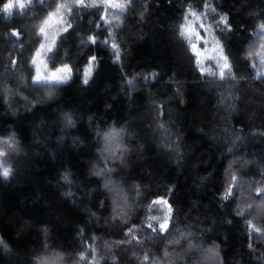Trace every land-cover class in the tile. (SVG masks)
<instances>
[{"label":"trees","instance_id":"1","mask_svg":"<svg viewBox=\"0 0 264 264\" xmlns=\"http://www.w3.org/2000/svg\"><path fill=\"white\" fill-rule=\"evenodd\" d=\"M7 2L0 0V138H14L15 150L0 145L12 169L0 176V264L56 254L58 264H146L147 249L159 264L164 237L180 231L219 241L223 264H264V231L247 226L264 229V64L249 57L264 52V0H31L11 16L2 11ZM189 9L213 24L234 78L200 73L180 35ZM52 13L57 34L45 65H68L64 84L33 79L40 28ZM221 16L231 31H222ZM232 175L234 196L225 201ZM161 198L173 208L169 230L153 232L146 222Z\"/></svg>","mask_w":264,"mask_h":264},{"label":"snow or ice","instance_id":"2","mask_svg":"<svg viewBox=\"0 0 264 264\" xmlns=\"http://www.w3.org/2000/svg\"><path fill=\"white\" fill-rule=\"evenodd\" d=\"M76 5L78 7H88V5L85 4V0H75ZM31 3V0H16V4H18L19 8L23 9L25 8L26 4ZM129 3H131V0H129ZM102 5H106L108 7H123L122 5L115 4L113 0H99V3H97V0H93V6L95 7H101ZM14 6H16L13 3V0H8L7 3L3 5L2 11L6 12L9 16L12 15V11ZM63 7V5H61ZM212 11H215V9H211ZM59 11V9L57 10ZM69 12H71V9H69ZM57 13H52L51 16L49 17V20H46L44 23L48 24L49 21L52 19L53 16H56ZM189 15L192 17H195L196 21H202V16L197 15L195 11H192L189 9ZM63 18L61 17V20ZM184 19L187 21V23L182 24L180 26V35L184 37L187 40V45H188V51L195 57V64L198 66L199 71L202 75L208 74L211 76H217L221 81L229 79V78H234L232 76V64L229 61V57L224 54L225 50L223 45L220 43V41L215 37L211 36V41L209 39L205 38L204 35H202L201 31L199 29H204L205 31H208L209 34L211 35V28L206 27L203 23H200L198 26L195 24V21L189 20L187 16L184 17ZM219 22L224 25V29L222 31H231V25L229 24L227 16H221L219 18ZM71 27V24H67L66 27L63 28L64 32H67L68 29ZM261 28L264 29V25H261ZM40 33L45 36L47 39V33L45 31L44 27L40 28ZM14 35H19V33H14ZM89 41L92 44H96L97 40L94 36H90ZM209 42H211V48H203L202 45H206ZM105 44L108 43V41H104ZM55 45V38H53L51 44H41L40 45V50L36 52V56L39 57L41 56L43 50H47L48 52H51L53 50V46ZM113 49H117V45L113 44L112 45ZM261 49L264 50V45H261ZM260 56L261 57V64H264V52H250L249 57L251 56ZM116 59L117 61L120 60V54L119 51H116ZM209 61H215L216 65L219 68V72H214L212 68L204 67V62L205 60ZM96 60V57L93 56L90 58L89 65L83 70V83L87 84L89 82V77L92 73V62ZM33 64H37V61L34 59L32 61ZM55 67V65H53ZM226 71L228 75L226 76ZM71 68L68 65H64L63 67L56 68L54 71H51L49 74L44 75L41 73L40 66L37 65L36 67V75L33 78L34 82L36 83H52V84H64L67 83L71 79ZM260 76H264V72L260 73ZM152 79H155V75L151 77ZM259 78V77H257ZM145 79H148V77H145ZM119 136V133L113 132L109 134L108 137H106V140L109 142L114 141L116 137ZM0 145H7L9 146V151H14L15 150V144H14V138H9L7 140L0 138ZM8 152L5 151L3 148H0V157H7ZM11 167L8 166L7 160L6 159H0V176L3 178H8L9 175L11 174ZM104 170H93V174L96 176H100ZM108 171H111L109 169ZM65 181L69 179L68 174H65L62 177ZM206 179V178H202ZM237 177L235 175L231 176L230 183L228 187L225 189L224 194H223V200L227 201L229 200L230 197L234 196V188L236 186V181ZM105 188H108V184L105 183L104 185ZM111 191V189H110ZM264 193H261L258 191L257 195H262ZM155 205H164L166 206V212L164 213L163 218L157 215H152L148 217V221L146 222L147 228L150 229L153 232L156 231H166L169 230V222L171 219V214L173 212L172 206L168 203L166 199H158L152 202ZM238 215H243L242 212H237ZM152 221L157 222L158 227L155 226ZM264 222V221H262ZM124 223L127 225V220L124 221ZM247 226L252 228L255 233H261L264 231V229L260 227H256L252 223L251 220H247ZM135 228L132 225H128V231L126 233L127 236H129L131 239L135 240L137 243L140 242L139 237L134 235ZM0 245H4V242L0 240ZM6 247V245H4ZM87 256L82 255L81 259H87ZM62 258L59 256V254H56L53 258L51 259H41L40 264H58V262ZM145 260L149 259V257L145 256Z\"/></svg>","mask_w":264,"mask_h":264},{"label":"clouds","instance_id":"3","mask_svg":"<svg viewBox=\"0 0 264 264\" xmlns=\"http://www.w3.org/2000/svg\"><path fill=\"white\" fill-rule=\"evenodd\" d=\"M169 247L173 249L171 252ZM163 248L164 259L159 264H213L214 260L216 264H223L219 241H207L191 232L180 231L175 235L170 233L164 237ZM150 252L151 249L145 250L143 260L146 264H151ZM145 256L149 259L145 260Z\"/></svg>","mask_w":264,"mask_h":264},{"label":"rangeland","instance_id":"4","mask_svg":"<svg viewBox=\"0 0 264 264\" xmlns=\"http://www.w3.org/2000/svg\"><path fill=\"white\" fill-rule=\"evenodd\" d=\"M13 3L16 4V0H13ZM199 16H202L200 14H197ZM190 20H193L195 21V24L198 26L200 23H203L206 27H210L211 28V35L209 34L208 31H205L204 29H199V31H201L202 35L205 36V38L209 39V41H211V36H216V32H215V28L213 26V24H211L209 21H208V18L205 17V16H202V21H196L195 20V17H191ZM58 23V18L56 16H53V18L49 21V23L46 25L45 27V31L47 33V39L45 38V43L44 44H51L52 43V40H51V34L52 32L54 31L55 34H57V30L54 29V26ZM211 42H209L208 44L206 45H202L203 48H211ZM41 51V50H40ZM48 51L45 49L43 50L41 56L37 57L35 56V60L37 61V64H35V67H37V65L40 66V69H41V73L44 74V75H47L51 72V70H48L46 65H45V55ZM204 67L208 68H212V70L214 72H219V68L218 66L216 65L215 61H209V60H205L204 62ZM166 212V206L164 205H155L153 204V206L151 207L150 209V216L152 215H157V216H160L161 218H163L164 216V213ZM154 222V221H152Z\"/></svg>","mask_w":264,"mask_h":264}]
</instances>
